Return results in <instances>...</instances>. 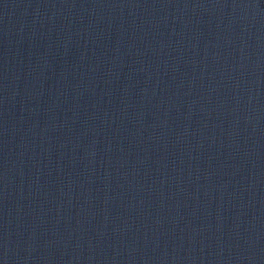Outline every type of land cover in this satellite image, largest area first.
I'll use <instances>...</instances> for the list:
<instances>
[{
    "label": "water",
    "instance_id": "95a60500",
    "mask_svg": "<svg viewBox=\"0 0 264 264\" xmlns=\"http://www.w3.org/2000/svg\"><path fill=\"white\" fill-rule=\"evenodd\" d=\"M0 264H264V0H0Z\"/></svg>",
    "mask_w": 264,
    "mask_h": 264
}]
</instances>
